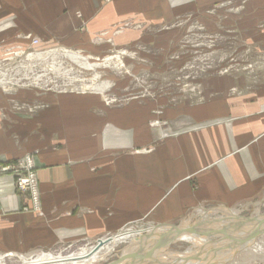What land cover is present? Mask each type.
<instances>
[{
    "label": "crops",
    "instance_id": "crops-1",
    "mask_svg": "<svg viewBox=\"0 0 264 264\" xmlns=\"http://www.w3.org/2000/svg\"><path fill=\"white\" fill-rule=\"evenodd\" d=\"M240 7L238 23L232 9ZM192 21L223 22L255 40L264 0H0V48L24 47L20 36L30 35L100 57L174 41L175 25ZM244 86L212 78L201 102L119 107L95 93L0 90V168L33 155L38 185L36 205L0 174V254L93 247L137 224L177 226L263 201L264 84Z\"/></svg>",
    "mask_w": 264,
    "mask_h": 264
},
{
    "label": "rangeland",
    "instance_id": "rangeland-1",
    "mask_svg": "<svg viewBox=\"0 0 264 264\" xmlns=\"http://www.w3.org/2000/svg\"><path fill=\"white\" fill-rule=\"evenodd\" d=\"M219 9L221 7L216 10ZM243 12L242 7L232 9V14L237 16L238 23H241L240 17ZM238 25L240 27V24ZM175 27V38L172 39L174 41L169 40L167 42V39L162 38V40L157 41V46L137 45L123 49L111 47L109 52L102 53L100 57H91L70 48L75 53H81L85 56L84 58L91 57L89 62L93 64H102L105 60L112 59L110 65H105L97 70L82 68L61 53L64 49L69 50V48L56 45L44 46L41 40L36 37L20 36L23 40L29 41L24 47L0 48L1 54H5L0 58V77L7 73V80L11 83L8 87L14 90L13 93L22 90L38 92L40 95L95 93L102 96L113 107H119L133 101L141 103L163 101L168 105L181 102H201L204 99V86L212 78L234 77L241 79L245 83L244 87L250 89L251 92L264 84V42L257 40L264 36V21L257 26L258 31L254 32L255 40L246 37L247 31L237 29L235 26L232 28L231 25H224L223 22L218 23L214 27L215 29H207L194 21L190 24L180 23ZM37 43L39 44L36 45ZM58 50L61 51V55L57 53L53 55L59 56L58 65L61 66L59 70L54 71L48 68V60L25 62V59L32 54L42 55ZM83 83L88 86H106L108 84L109 86L103 91L86 90L85 92H78ZM0 90L4 91L1 85ZM236 93L241 94L243 92L235 90L234 94ZM10 103L14 106L19 104L16 100H12ZM37 107L39 106L33 107L31 113L37 112ZM31 156L33 157V155ZM222 211L209 209L206 212L210 213L209 216L206 214L203 218L202 215L191 217L189 222L179 224L176 227L183 229L186 224H189V226L203 231L205 229V226L202 227L205 224H202L203 221L209 225L218 220L219 225L221 224V220L225 218L224 210ZM233 211L237 213V218L230 225L235 227L236 225L233 224L235 222L238 226L240 222L251 220L258 215H264V200L253 206L238 208ZM149 227L148 224H137L126 230H141V228L147 229ZM230 241L227 239L221 241L223 244L227 242L225 245L228 246L227 249L224 248L225 246L221 250L212 246H209L211 248L206 247L208 249L206 257H209L207 261L212 262L214 260V264H223L224 262V264L229 262V264H264V235H260L255 244L246 247V251L243 250V246H237L232 242L228 243ZM176 244L162 251L169 256L158 259V264H168V262L171 264H189L190 258L184 256L183 253L190 249L194 250V247L185 243ZM257 244L263 247L262 252H256V248H253ZM96 246L43 251L26 257L37 258L49 254L63 258L81 256ZM130 247H132L130 241L118 244L114 251L98 264L115 262ZM175 259L184 261V263ZM4 263L21 264V261L17 256H7L4 258Z\"/></svg>",
    "mask_w": 264,
    "mask_h": 264
},
{
    "label": "bare ground",
    "instance_id": "bare-ground-1",
    "mask_svg": "<svg viewBox=\"0 0 264 264\" xmlns=\"http://www.w3.org/2000/svg\"><path fill=\"white\" fill-rule=\"evenodd\" d=\"M28 41V40H27ZM29 42V41H28ZM32 47V46H31ZM61 51H52V52H46L45 54H32L29 57L25 59V62L27 61H44L48 60V68L56 71L61 68L60 64L58 65L59 61V56L53 55V54H58L61 55V53L65 54L66 57L70 58L73 62L76 64L80 65L82 68H85L87 70H97L100 69L101 67H104L105 65H110L112 63V59H107L105 60L104 63L102 64H93L90 63L89 60L90 58H84L81 53H75L74 51H71L70 49H64L61 53ZM5 56L1 55V57ZM9 56V55H8ZM0 57V58H1ZM46 62V61H45ZM11 74V73H10ZM7 73L1 75V80H0V85L1 88H3V93L8 96H14L16 93H13L14 90L12 88L8 87L10 81L7 80ZM7 80V82H5ZM108 85H86L83 83L81 85V88L78 89V92H85L86 90H93V91H103L108 87ZM111 86V85H110ZM17 92V91H15ZM20 92V91H19ZM225 213V218L221 220V224L219 225V221L216 220L215 223L207 224L205 221L202 222V224H207L203 225L205 229L201 232H206L208 236H202L199 234L198 231L193 232V233H176L172 229L169 228H161V229H154V226H150L147 229H142L141 230H126L122 231L121 233L117 234L116 236H113L109 238V241L103 245L102 248L98 249L95 251V247L83 255L79 256H71L68 258H63V257H55L52 255H44V256H39L37 258H27L24 256H18V258L21 261V264H98L100 261H103L106 259L108 255H110L116 246L118 244L130 241L133 246L126 249L123 254L124 256H128L129 258H126V260L121 263V264H148L152 263L150 261H139L140 258L148 256V255H153L155 258V261L158 264V259L169 256L168 254H164L162 251L167 250L170 246L176 243H185V244H190L194 247L193 249H190L186 252L183 253L184 256L187 258H190L189 264H214V260L212 262H204V261H197L195 259V255L198 252L199 249H203L209 246H213L215 249H222L223 246L227 245V242L224 244H219L213 243L212 238L216 236L223 235V231L225 234H234V236H239V240L244 239L246 240L247 236H253L252 240H249L246 245H244L242 248L243 250L246 249L248 246H252L255 244L256 239H258L256 236L257 235H264V215H258L255 218L251 219L250 221L245 222H240L237 226V223H233L236 225L235 227L231 226L230 224L232 221H236L235 219L237 218V213L234 211H224ZM221 214V213H220ZM205 215V214H204ZM204 220V219H203ZM196 221V220H195ZM218 221V222H217ZM208 226V227H207ZM193 226H189V224L182 229V230H188ZM139 229V228H138ZM181 230V231H182ZM215 232H219L218 234L215 235ZM256 237V238H255ZM237 239V238H236ZM106 241V240H104ZM228 241V240H227ZM230 241V240H229ZM234 243L233 240L228 242V243ZM165 245H169L165 247ZM177 245V244H176ZM228 246H225L224 248L227 249ZM191 248V247H190ZM256 248V252H262L261 246H258V244L253 247ZM241 250V251H243ZM240 251V253H241ZM246 251V250H245ZM203 253V252H202ZM207 253V252H206ZM247 253V252H246ZM229 255V254H228ZM207 254L202 257V259H208L209 257H206ZM132 257V258H130ZM4 256L0 257V264H5L4 263ZM229 258V257H228ZM212 259V258H211ZM216 259V258H215ZM224 259V258H222ZM178 262L184 263V261H180L179 259H175ZM232 260V259H231ZM230 260V261H231ZM229 262V261H228ZM102 263V262H101ZM225 263V262H224ZM223 263V264H224ZM230 263V262H229ZM228 263V264H229ZM168 264H171L168 262ZM216 264V263H215ZM221 264V263H220Z\"/></svg>",
    "mask_w": 264,
    "mask_h": 264
},
{
    "label": "built area",
    "instance_id": "built-area-1",
    "mask_svg": "<svg viewBox=\"0 0 264 264\" xmlns=\"http://www.w3.org/2000/svg\"><path fill=\"white\" fill-rule=\"evenodd\" d=\"M0 174L12 175L15 178L16 188L21 192L30 193L34 203L38 204V185L34 157L28 155L13 166L0 168Z\"/></svg>",
    "mask_w": 264,
    "mask_h": 264
},
{
    "label": "water",
    "instance_id": "water-1",
    "mask_svg": "<svg viewBox=\"0 0 264 264\" xmlns=\"http://www.w3.org/2000/svg\"><path fill=\"white\" fill-rule=\"evenodd\" d=\"M246 221H250V220H246ZM161 228H169V229H172L173 231H175L176 233H188V234H190V233H193V232H196V231H198L199 232V234L200 235H202V236H208V235H211V234H208V233H206V232H201L200 230H198L196 227H191L190 229H188V230H182V229H180V228H178V227H176V226H155L154 227V229H161ZM182 230V231H181ZM219 232H215V235L216 234H218ZM212 236V235H211ZM223 236H224V239H227V240H233V242H234V244H236L237 246H244V245H246L247 244V242L249 241V240H252L253 239V237H254V235L253 236H249L248 238H246V240H244V239H236V238H232V237H230L228 234H225L224 233V231H223ZM257 238L258 237H260V235H257L256 236ZM255 237V238H256ZM109 241V239H106V241H104V240H100V241H98V244H97V246L95 247V251H97L98 249H100V248H102L103 247V245L105 244V243H107ZM167 246H169V245H167ZM166 245H165V247H167ZM219 250H221V249H219ZM126 258H129L128 256H124V254H122L119 258H118V260H116L115 262H112V263H110V264H121V263H123L125 260H126ZM130 258H132V257H130ZM195 259H197V261H199V262H201V261H204V262H206L207 261V259H202V254L201 253H199V254H196L195 255ZM143 260H146V261H150V262H152V263H157L156 261H155V258H154V256L153 255H148V256H145V257H142V258H140V260L139 261H143Z\"/></svg>",
    "mask_w": 264,
    "mask_h": 264
}]
</instances>
